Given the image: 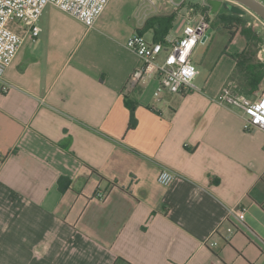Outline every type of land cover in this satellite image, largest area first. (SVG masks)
I'll return each mask as SVG.
<instances>
[{"label":"crops","instance_id":"obj_1","mask_svg":"<svg viewBox=\"0 0 264 264\" xmlns=\"http://www.w3.org/2000/svg\"><path fill=\"white\" fill-rule=\"evenodd\" d=\"M143 2L110 0L92 28L48 5L0 78V264H264V132L219 102L236 61L188 93L130 83L141 62L126 43L149 18L187 8L172 38L204 13L210 37L216 15L206 0ZM229 33L237 56L247 41Z\"/></svg>","mask_w":264,"mask_h":264},{"label":"built area","instance_id":"obj_2","mask_svg":"<svg viewBox=\"0 0 264 264\" xmlns=\"http://www.w3.org/2000/svg\"><path fill=\"white\" fill-rule=\"evenodd\" d=\"M152 1L153 0H149ZM110 0H0V78L13 62L27 36L36 39L41 32L39 20L48 5L68 13L87 28L94 27L106 10ZM22 27V34L14 31L11 24ZM210 21L207 14L197 15L188 22L183 34L177 38H166L164 43L146 40L141 35L130 38L126 47L138 56L141 65L135 69L130 83L136 84L146 77L158 76L159 87L155 93L167 91L172 94L188 93L194 85L198 69L193 56L200 43L208 37ZM8 87L4 86L6 91ZM237 85L229 83L223 88L219 102L241 110L245 116V129L264 132V93L250 98L237 91ZM160 184L170 187L175 174L164 168L158 176ZM247 211H231L238 225H244Z\"/></svg>","mask_w":264,"mask_h":264},{"label":"rangeland","instance_id":"obj_3","mask_svg":"<svg viewBox=\"0 0 264 264\" xmlns=\"http://www.w3.org/2000/svg\"><path fill=\"white\" fill-rule=\"evenodd\" d=\"M121 3L123 4L122 5L123 11H129L133 5L135 6L136 4L143 5L144 2L143 0H138V1L136 0H114L113 4L116 5V4H121ZM187 3L202 5L204 3V0H187ZM225 4H226L225 8H223V10L219 12L218 16L225 12L226 13L229 12V10L231 9L229 8V6L239 7L240 9L244 11V14H242V17L243 19H246L247 26L248 27L254 26V28L252 29L255 30V32L258 35H260L261 37H264V21L257 14H255L252 10L244 7L243 5L232 2V1L225 0ZM182 16H184V18L189 19V10L187 8H185L182 11V15L179 16L175 20L174 25L176 28H178L179 26H181V24H183L184 18ZM218 16H215L214 18H210L212 23H214L213 24L214 33H212L211 36L208 37L207 41L204 44L202 43L199 44L193 56L194 64L196 65L198 69V75L194 79L193 85L197 88H204L207 83L214 82L216 80V76H214V69L216 68L218 69V72H217L218 74L221 70H223L224 64L220 66V62L223 60V57L229 56L228 53L233 54L235 52H238L245 46L243 39L240 36H237L236 38H233V40L235 41L234 42L235 45L230 47L229 40L231 39V35L227 29H225L223 26L220 25L219 22H217ZM179 34L180 33H177L175 29L174 31L170 33V36L172 38H175ZM146 39L151 40V36L146 35ZM226 46H229V47L226 49ZM263 46L261 47V49L263 48L264 50ZM260 52L261 50L258 51L257 58L254 59L255 63L257 62V60L262 61L260 58V55H261ZM261 57L264 59V51ZM224 72L225 70L221 71L220 76H222ZM240 73L241 72L236 70V72L233 74L234 76L233 77L231 76L230 78H228L224 82L222 88L226 87L229 83H234L238 85L240 88V83L243 82ZM260 87H261L260 91H263L264 90V80L262 81Z\"/></svg>","mask_w":264,"mask_h":264},{"label":"trees","instance_id":"obj_4","mask_svg":"<svg viewBox=\"0 0 264 264\" xmlns=\"http://www.w3.org/2000/svg\"><path fill=\"white\" fill-rule=\"evenodd\" d=\"M242 14L244 11L239 7H232L229 12L218 14L217 22L220 23L225 29L233 32L240 31L242 36L247 41V48L244 52L237 56L229 55L237 63L236 70L241 72L242 81L240 88L237 85L236 91L239 94H244L248 97H253L256 91H259L260 85L264 80V63L257 60L255 63L254 59L257 58L258 51L264 45V37L258 35L254 28L247 26L246 19H243ZM175 15H157L149 18L145 26L139 30L138 34L143 35L149 30L154 31V42L164 43L165 38L173 28V22ZM234 75H232L233 77ZM134 111L131 114L130 128L135 125Z\"/></svg>","mask_w":264,"mask_h":264},{"label":"water","instance_id":"obj_5","mask_svg":"<svg viewBox=\"0 0 264 264\" xmlns=\"http://www.w3.org/2000/svg\"><path fill=\"white\" fill-rule=\"evenodd\" d=\"M238 4L243 5L244 7L252 10L255 14H257L264 21V4L259 0H229ZM208 5L214 8L216 11L220 7V2L216 3V1L208 0ZM210 32V31H209ZM207 37L204 38L206 41Z\"/></svg>","mask_w":264,"mask_h":264},{"label":"flooded vegetation","instance_id":"obj_6","mask_svg":"<svg viewBox=\"0 0 264 264\" xmlns=\"http://www.w3.org/2000/svg\"><path fill=\"white\" fill-rule=\"evenodd\" d=\"M206 1H208V0H206ZM212 1H216V3H218V2H220L221 4H220V7L216 10V11H214V8L213 7H211L210 5H209V7H210V11H211V15H217V14H219V12L221 11V10H223V8H225V0H212ZM226 1H229V0H226ZM259 1H261L263 4H264V2H263V0H259ZM208 4V3H207ZM229 6V5H228ZM232 7H234V6H229V8H232Z\"/></svg>","mask_w":264,"mask_h":264}]
</instances>
